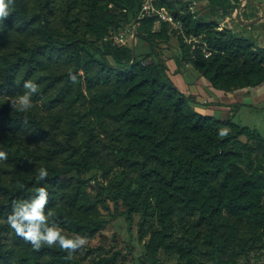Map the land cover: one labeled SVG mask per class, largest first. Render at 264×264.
Segmentation results:
<instances>
[{"label":"trees","instance_id":"1","mask_svg":"<svg viewBox=\"0 0 264 264\" xmlns=\"http://www.w3.org/2000/svg\"><path fill=\"white\" fill-rule=\"evenodd\" d=\"M144 3L15 0L0 26V151L8 154L0 161V264H83L58 247L34 251L8 226L12 202L31 199L36 187L47 188L45 211L69 237L101 233L110 202L129 225L139 215L153 264L160 252L179 264L264 256V136L196 112L193 96L169 76L160 45L170 50L177 38L176 73L189 65L227 93L264 85V47L198 18L190 1L153 2L173 23L141 16ZM134 26L145 54L114 42L113 33ZM26 80L40 91L20 113L7 100ZM39 167L49 175L37 183ZM100 263L118 264L117 254L91 264Z\"/></svg>","mask_w":264,"mask_h":264},{"label":"rangeland","instance_id":"2","mask_svg":"<svg viewBox=\"0 0 264 264\" xmlns=\"http://www.w3.org/2000/svg\"><path fill=\"white\" fill-rule=\"evenodd\" d=\"M218 3L229 4L230 9L228 8L229 10L227 13L220 5L216 7L210 6L203 10V7L200 6L201 11L195 9V13L198 18H202L208 22L217 21L221 24L222 28L230 29L239 36L248 38L258 46L264 47V20L253 26L247 27L243 25L238 18V12L241 8L240 3L237 5L234 0H225L224 2L223 0H218ZM258 3L262 5L261 7L264 10V0H258ZM253 7L254 5H251L247 9V12H244L243 15L245 18L251 17L248 16L249 12H255V15L259 12V8H256V6ZM227 14L230 16L231 21H229ZM259 17L261 16L257 18ZM157 29H159V24L157 25ZM119 33L120 32H118V34ZM113 34L115 37L117 33ZM119 44V46H123V42ZM125 44L128 47L137 48L138 55L145 54L149 51V47L146 43H139L138 45L137 37L132 41L127 39ZM169 46L170 50H168L169 48L167 49L166 45H160V48L163 50L162 57L164 62L170 70L169 76L173 78L183 93L188 96H193L195 102L192 101L190 106L196 112L214 120L223 121L231 119L234 123L242 127L256 130L264 136V104L254 106L251 102L242 100L238 95L239 93L237 94V91L234 93H227L212 88L209 81L189 65H184L185 70L182 69V72L176 73L177 63L175 60L176 58L180 60L182 57L177 38L174 36L171 37ZM110 60L112 63L115 62L113 58H110ZM154 61H156V57L144 58V62L147 65L152 64ZM96 188L97 186L93 183L91 187L87 188V192L91 199L96 197ZM109 207L110 211H102L108 220L105 229L95 238L88 240L87 245L83 249L78 250L74 255L83 262V264H91L92 262L97 263L102 258H112L116 254L118 264H153L146 261V244L149 242L150 238H146L143 242L139 239L138 225L141 217L135 215L132 225H129L126 218L114 216L115 210L113 203L110 202ZM157 259L159 264H179L176 257L167 256L163 252L157 255ZM245 263L246 260L242 259V264ZM255 263L264 264V256L252 254L249 264Z\"/></svg>","mask_w":264,"mask_h":264},{"label":"clouds","instance_id":"3","mask_svg":"<svg viewBox=\"0 0 264 264\" xmlns=\"http://www.w3.org/2000/svg\"><path fill=\"white\" fill-rule=\"evenodd\" d=\"M15 6V0H0V26H5L4 21L11 15ZM69 77L76 82V76L69 73ZM24 91L9 97L7 102L10 107L20 113H25L34 107L33 96L40 91L39 86L33 80H26L23 83ZM225 133H221L224 135ZM8 154L0 151V161H6ZM49 173L45 167L36 170L37 183L46 180ZM31 199H21L12 202V212L7 215V224L14 233L30 244L34 251H39L43 247H58L66 252V260H71L74 254L83 249L88 238L82 235L69 237L52 219L54 213L45 211L48 204L49 193L45 187L33 189Z\"/></svg>","mask_w":264,"mask_h":264},{"label":"crops","instance_id":"4","mask_svg":"<svg viewBox=\"0 0 264 264\" xmlns=\"http://www.w3.org/2000/svg\"><path fill=\"white\" fill-rule=\"evenodd\" d=\"M183 1H190L192 3H194V2L197 3L198 4V7L196 8L197 11H201L200 6L203 7L202 10L211 6L209 0H183ZM251 5H254V7L256 6V8H259L260 10L256 15L254 14L255 12H249L248 16L249 17L251 16V17L245 18L243 14H244V12H247V9ZM261 6L262 5L260 3H258V0H250L247 8L245 9L246 11L242 10L243 11L241 14L242 19H244L245 21H252V20L256 19L258 16H264V10ZM227 17L229 18V21H231L230 16L227 15ZM237 94L239 95V97L242 100L251 102V104H253L254 106L264 104V85L257 87V88H249V89L240 90V91H237ZM240 95H243V96H240Z\"/></svg>","mask_w":264,"mask_h":264},{"label":"built area","instance_id":"5","mask_svg":"<svg viewBox=\"0 0 264 264\" xmlns=\"http://www.w3.org/2000/svg\"><path fill=\"white\" fill-rule=\"evenodd\" d=\"M155 0H145V3L143 4L142 7V15L143 17L145 16H159L161 18V20L165 21V22H169V23H173V19L172 17L163 11H159L157 10L154 6H153V2ZM198 7L197 3H192L191 9L193 12H195V9ZM177 28V26H175ZM127 39H130L131 41L133 39H136V27H132L131 29H128L127 31H123L120 32L119 34H116L114 37V42L118 45H120L119 43L123 42V46L126 45L125 41H127ZM127 46V45H126Z\"/></svg>","mask_w":264,"mask_h":264},{"label":"water","instance_id":"6","mask_svg":"<svg viewBox=\"0 0 264 264\" xmlns=\"http://www.w3.org/2000/svg\"><path fill=\"white\" fill-rule=\"evenodd\" d=\"M249 1L250 0H240V11L238 12V18H239V20H240V22L243 24V25H245V26H247V27H250V26H253V25H255L256 23H258V22H261V21H263L264 20V16H261V17H259V18H257L256 20H254V21H244L243 19H242V17H241V14H242V12L245 10V8H247V6H248V4H249ZM243 8H244V10H243ZM243 10V11H242ZM134 50H135V47L133 48Z\"/></svg>","mask_w":264,"mask_h":264}]
</instances>
